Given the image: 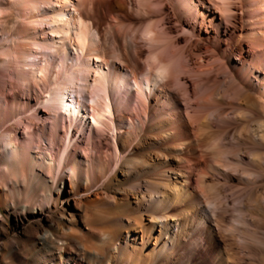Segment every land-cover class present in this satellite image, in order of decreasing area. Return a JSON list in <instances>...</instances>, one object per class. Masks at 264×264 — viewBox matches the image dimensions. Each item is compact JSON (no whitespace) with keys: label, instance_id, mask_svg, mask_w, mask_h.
<instances>
[{"label":"bare ground","instance_id":"bare-ground-1","mask_svg":"<svg viewBox=\"0 0 264 264\" xmlns=\"http://www.w3.org/2000/svg\"><path fill=\"white\" fill-rule=\"evenodd\" d=\"M84 1L0 0V241L9 236L2 208L8 217L15 219L18 227H23L10 242L0 245V264H8L12 255L26 264L41 254H45L43 264L57 261L59 264H170L168 260L175 243L186 231L188 217L201 208V201L193 190L196 170L193 173V167L183 161L176 162L169 170L161 172L157 181L140 180L160 162L156 157L147 160L126 154V141L130 136H137L138 128L126 114L144 115L146 120L156 122V126L150 125L151 129L161 132L155 136V143H160L163 137L169 138L173 140L169 150L179 151L183 148L182 142L194 143L198 133L214 131V126L201 122L202 118L208 120L207 117L191 110L189 78L198 79L206 70L229 73L227 79L224 77L223 91L217 88L216 74V89L210 95L211 106L217 109L215 118L219 121L225 114L224 106L234 109V101L240 103L237 95L240 86L236 81L244 87L253 86L257 81L256 89L264 103V0H173L178 32L186 34L184 47L176 60L172 59L171 48L153 51L150 55L153 68L144 81L139 82L135 72L130 73L136 90L116 62L108 64L106 61L99 35L83 19ZM137 2L147 16L148 8L162 6L161 0ZM43 3L49 6L47 39L38 38L36 34L40 29H47L41 9ZM126 5L125 0H119L121 15ZM13 14L22 22L14 34L5 31L9 15ZM168 18L170 15L152 21L143 30V38L152 46L168 33L165 28ZM114 20L120 27V18L116 16ZM30 24L35 27L29 28ZM122 33L125 35L127 31ZM234 39L240 51L238 59L242 61L237 72L230 69L227 61L234 50ZM133 40H137L135 35ZM136 48L139 54L140 49ZM203 48L209 54L208 62L203 58ZM71 49L78 57H73L75 64L70 67L73 71L70 74L67 70L62 80L63 74L56 71L54 62L44 64L43 54L51 50L62 59ZM164 57L170 59L165 61ZM253 72L262 74L261 80L254 79ZM170 78L182 88V101L167 92ZM79 82L85 85L81 86V95L83 87L86 91L92 87L91 93L97 97L101 92L105 94L101 111L96 110L97 104L92 101L91 118L85 104L72 98ZM237 114L233 119L242 120ZM102 129L114 132L116 169L125 168L120 181H128L129 175L139 181L134 187L137 190L132 196L134 201L130 200L128 191L124 192L121 205L134 216L126 223L118 222L123 230L114 228V221L109 220L111 214L101 215L96 210L106 203L121 206L115 202V197L110 198L112 202L105 195L102 197V188L98 187L104 170L108 169V161L97 158L94 149L92 163L101 171L91 179L84 168L91 162L81 154L83 140L74 141L77 134L79 138L87 135L92 144ZM61 132L67 138L62 145ZM251 135L250 139L264 145V122H260ZM52 150L58 152V157ZM23 161L30 164L25 165ZM45 166L48 171L57 166L59 172L54 182L43 171ZM116 172L113 178H117ZM27 173L30 182L40 184L42 194L32 186L25 187ZM67 181L71 195L66 198L63 188ZM22 197L25 202H21ZM72 197L77 199V209L90 207L91 216L87 213L80 216L84 228L79 227L76 220L78 213L65 208L64 203L69 204ZM40 201L47 202L41 204ZM178 201L189 206L177 215H165L164 212ZM53 208L58 210V222L50 217ZM202 211L206 220L209 213L206 209ZM31 220L34 224L27 225ZM209 232L213 237L212 228Z\"/></svg>","mask_w":264,"mask_h":264},{"label":"rangeland","instance_id":"rangeland-1","mask_svg":"<svg viewBox=\"0 0 264 264\" xmlns=\"http://www.w3.org/2000/svg\"><path fill=\"white\" fill-rule=\"evenodd\" d=\"M125 1L127 5L122 15L118 11L119 0H86L81 12L85 22L99 35L102 51L108 64H111L113 61L116 62V65L122 68L123 74L128 75V81L132 89L136 90L137 86L130 73L135 72L139 82L144 81L151 68H153L150 55L153 51H157L158 48L162 51L171 48L172 59H178L184 47L183 36L186 34L178 32L174 19L173 7L175 4L173 0H161V7L155 8L153 6L150 9L148 8L150 12L149 16L146 15V10L138 4V0ZM48 7L45 3L42 4L43 20L47 29L45 31L43 29L38 30L36 32L38 38H48L46 33L49 30L46 17ZM166 15H170L168 24L165 27L169 34L166 33L160 43L153 44L152 46L149 41L143 38V30L150 22L160 20ZM116 16L120 18V27H117L116 24L118 23L114 20ZM20 22L16 14L9 15L8 29L6 28L5 31L12 34L16 33ZM34 27V24H30L29 28ZM120 31L121 33L127 31V34H121ZM133 34L137 40H133ZM233 46L235 51L233 50L227 61L229 62L230 69L237 72L242 66V61L238 59L240 51L235 39ZM35 47L38 48L37 45ZM136 47L140 49L139 54L136 51ZM70 52L67 55H62V59L56 57L55 53L51 50L45 51V54H43L45 55L43 58L44 64L46 62H54L56 71L60 70L63 74L61 76L62 80H64V74L67 70H69L70 74L73 71L70 69L75 64L73 57H78V54L74 50L71 49ZM202 52L204 53H202L203 58L208 62L209 54L205 52V48L202 49ZM168 59L170 58L164 57L165 61ZM202 74L199 75L200 78L198 79H188L192 100L190 102L192 105L191 110L192 112L198 111L200 115L207 117L208 120L202 118L201 122L207 123L209 127L214 126V131L206 132L203 135L198 133V138L194 143L182 142L181 146L183 148L179 151L169 150L170 143L173 142L172 139L163 137L160 143H155V136L161 135V132L151 129L150 125L156 126V122H152L149 119L146 120L144 115L129 112L126 114L127 118L137 123L138 128L135 130L137 136H130L126 141V154L130 153L138 159L142 157H145L147 160H150V158L155 159V157L159 159L160 164L156 169L151 167L140 177V180L143 181H157L160 178L159 174L169 170L171 164L176 162L183 161V163L185 162L187 165L193 167V173L196 170L194 173L195 182L193 190L201 201L202 209L200 208L193 216L188 217L186 231L178 239L179 241L175 243L173 254L169 258L170 260H168L170 264H264V145L250 139L251 133L257 128V125L260 122H264V103L256 89L258 82L255 81L253 86L246 87L240 85L237 81L235 82L237 86H240V89L237 91L239 93H237L239 100L241 99L240 103L238 100H235L234 109L224 106L223 110L225 114L220 117V121L222 119L224 121L220 122L219 119L215 118L217 109L211 106V96L216 89L214 87V78L218 74L219 82L217 88L219 91H223L225 89L226 76L228 77L229 73L222 72L219 74L216 71L209 73L206 70ZM252 76L257 80H261L262 78V74L259 72H253ZM89 82L93 83V81ZM81 86L85 87L84 84L82 85V82H79V86L73 89L72 98H77L78 101L85 104L91 118L94 114V111L90 108L92 101L94 100L97 104L96 110L101 111L105 103L103 100L105 94L101 92L99 93L100 97H97V95L91 93L92 87H89L88 91L83 87L82 96ZM167 92L177 100L182 101L183 90L175 84L173 78L169 79ZM235 113H238L237 115L242 120L233 119ZM250 129H252V132ZM247 131H250V133ZM113 135V131L102 129L96 135L92 144L88 140L87 135L79 138V134H77L74 141L77 139L83 140L81 154L86 156L91 162L88 165L89 167H84L91 179H94L95 174L101 171L95 167V163H92L91 158L94 157V149H96L95 155L98 156L97 158L106 162L108 161V169L104 170L98 187L102 188V197L105 195V198H109L110 202L113 201L110 198L115 197V202L121 205L125 190L131 195L130 200L134 201L132 196H135L137 193L134 187L138 185L139 181L131 175H129L128 181H120L124 177L121 173L125 172V168L116 169L118 160ZM64 142H67V138L61 132L60 144L62 145ZM51 152L58 157L56 150H52ZM23 162L25 165L30 164L28 161ZM43 171L49 175L48 179L53 182L59 172L57 166L51 168V171L46 170L45 166ZM115 171H117V178H113ZM167 174H169L168 171ZM25 176V187L32 186L34 189H37L38 193L42 194L43 191L40 184L34 181L30 182L31 177L29 173ZM62 188L63 186H61ZM69 189L70 182L67 181L65 188H63V195L66 198L71 195ZM24 199L22 197L21 202H25ZM40 202L41 204H46L47 201ZM76 202L77 199L72 197L69 204L64 203L65 208H67L68 212L78 213L76 220L80 223L79 227L84 228V225L80 222V216L86 213L91 216V211L88 209L90 207L77 209ZM102 205L98 206L96 210L101 215L111 214L109 220L114 221L112 225H115L114 228L118 230H123L122 224L118 222L124 221L123 223H126L129 217L134 216V213L130 209L123 207V205H121L122 207L113 206L111 203ZM188 206L184 202L178 201L172 208L165 211L164 214L177 215ZM53 209L50 217L58 222V219H56L58 210ZM204 209L209 213V217L206 220L203 218L204 214L202 210ZM110 210H112L111 213L108 212ZM2 213L6 218L5 228L8 229L9 236L2 238L0 245L10 242L11 238L16 233L22 232L23 228L16 225L14 218L7 216L4 208H2ZM115 221L117 222L116 224ZM34 222V220H31L27 222V225L34 224ZM44 223L46 224V222ZM210 228L213 229L214 238L210 235ZM44 261L45 254H41L39 258L27 261L26 264H43ZM8 264L25 263L12 255L8 259ZM56 264H59V261Z\"/></svg>","mask_w":264,"mask_h":264}]
</instances>
